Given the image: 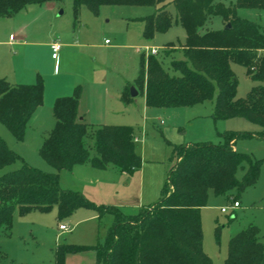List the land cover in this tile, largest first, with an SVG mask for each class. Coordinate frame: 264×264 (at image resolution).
I'll return each instance as SVG.
<instances>
[{
  "label": "trees",
  "instance_id": "obj_1",
  "mask_svg": "<svg viewBox=\"0 0 264 264\" xmlns=\"http://www.w3.org/2000/svg\"><path fill=\"white\" fill-rule=\"evenodd\" d=\"M52 0H0V16H11L28 4ZM175 19L168 12V0H74L75 18L82 5L94 12L107 4H150L157 10L141 20L143 35L152 38L166 31L172 22L186 30V42L178 47L168 43L160 54H142L136 77V89L145 94L147 106L183 107L214 99L216 119L244 118L260 126L264 137V83L254 85L245 97H236L238 77L232 63L242 65L255 81L264 82V27L244 17L240 9H264V0H174ZM222 17L224 26L208 28L213 17ZM230 24V27H226ZM174 47L170 52L168 48ZM180 52L181 59L174 57ZM172 56L169 68L163 58ZM81 89L71 95L58 96L54 102L55 123L44 137L40 155L55 171H44L29 165L0 136V171L17 161L21 166L0 172V228L9 230L14 213L33 210L47 212L57 207L59 220L70 217L79 207H93L99 217L113 215V222L102 243L78 245L63 243L55 247L52 263L65 264L70 253L93 249L96 264H212L203 249L201 208L207 204L210 191L229 195L237 189L256 183L260 160L233 147L237 131H225L219 144L193 142L175 146L177 162L171 167L161 198L135 213L115 205H97L78 190L60 186V171L90 162L104 169L112 164L127 174L142 166L136 148L133 128L129 125L95 126L78 114ZM133 97L130 89L123 95ZM44 99V84L12 83L0 79V122L18 140ZM94 138L91 155L87 137ZM244 173L239 179L238 170ZM237 201V200H235ZM264 236V235H263ZM224 264H264V240L258 225L250 223L233 235L228 243Z\"/></svg>",
  "mask_w": 264,
  "mask_h": 264
},
{
  "label": "rangeland",
  "instance_id": "obj_2",
  "mask_svg": "<svg viewBox=\"0 0 264 264\" xmlns=\"http://www.w3.org/2000/svg\"><path fill=\"white\" fill-rule=\"evenodd\" d=\"M173 1L168 0L166 9L175 19L177 11ZM223 1L229 3L235 0ZM57 3V12L44 11L41 15L37 14L35 8L39 5L34 4L22 12L18 19L12 15L0 16V41H3L0 43V62L9 65L12 71L10 75L15 72L27 83H34L40 77L45 91L43 102L27 125L23 140L16 139L0 122V136L9 147L29 165L44 171H55L39 153L42 135L55 123L53 106L56 98L73 94L79 86L84 108H90L85 102H89L93 109L108 108L103 119L98 112L87 118L97 124L111 121L131 126L138 137L136 148L143 162L141 168L133 174H127L112 164L100 169L86 162L74 170L63 169L60 172V186L82 192L97 205H115L124 212L135 213L161 198L168 173L177 162L176 145L204 141L219 144L223 142L222 134L225 131L250 133L238 136L234 146L238 151L260 160L259 177L255 184L242 192L234 189L229 195H216L210 191L207 204L201 208L203 249L211 257L212 264H224L230 238L250 223L260 227L264 240L262 128L240 117L214 118V99L190 106L161 108L147 106L142 92L134 97L123 96L131 86H136L141 55L149 54L146 48H156L161 54L170 42L182 46L186 42L185 27L174 20L166 31H157L152 38H146L141 18L153 14L157 10L154 5L107 4L100 6L97 13L87 5H82L76 19L74 0H57ZM61 10L64 12L58 15ZM239 11L242 16L264 27V9ZM30 19L36 20L32 25L38 26L37 37L31 36L23 42L50 39L64 43L66 40L73 41L77 33L81 45L73 50L70 48L62 63L60 51L55 64L49 48L39 44L29 46V43L25 44L27 47L23 50L22 44H11L9 34L15 33L14 30L22 21ZM223 26V19L219 15L213 16L207 23L208 28L218 29ZM28 50L36 52L37 58H29ZM167 50L170 53L175 49L172 47ZM171 57L165 56L163 61L164 67L173 73L169 68ZM174 57L181 59L182 54L176 52ZM232 68L238 77L236 97H245L254 85L264 83L249 77L242 65L232 63ZM107 90L110 91V100ZM95 109L94 112L97 111ZM87 145L91 155H94L92 136L87 137ZM20 166L21 163L17 161L0 172ZM243 173V170H238L239 179ZM235 200L240 205L233 208ZM222 207L227 210L222 212ZM85 212L97 213L93 207H79L70 217L59 220L57 207L47 212L33 210L24 215L15 212L11 228H0V264L52 263L56 258L55 247L59 244L102 243L113 222V215L105 213L98 221L85 220L75 225L76 220L83 217ZM60 223L69 225L68 229L60 230Z\"/></svg>",
  "mask_w": 264,
  "mask_h": 264
},
{
  "label": "crops",
  "instance_id": "obj_3",
  "mask_svg": "<svg viewBox=\"0 0 264 264\" xmlns=\"http://www.w3.org/2000/svg\"><path fill=\"white\" fill-rule=\"evenodd\" d=\"M34 4H38L39 5V7L38 8H35V11L37 12V14L38 13H40V15L41 14H43L44 13V11H52V12H57V10H58V8H59V6H58V3H57V0H52V1H46V2H43V3H32V4H28L25 8H23V9H21L20 11H18V12H16V13H14L12 16L13 17H15L16 19H18L19 17H20V14L22 13V12H24L29 6H31V5H34ZM64 11H60L59 13H58V15H61L62 13H63ZM37 17V16H36ZM35 17V18H36ZM37 19V18H36ZM31 20V19H30ZM26 21V20H24V21H22L19 25H18V27H16V29L14 30V32L15 33H10L9 34V42L11 43V44H13L14 42L16 43L17 42V45H23L22 46V48H23V50H25L26 49V47H27V45H25V44H29L30 43V45L29 46H35V45H37V44H39L40 46H44V47H46V48H49L50 50H51V58L53 59V60H55V64L57 63V60L59 59V53H58V58H54L53 56H52V53H53V51H52V48H51V43H53V42H61V41H57V40H50V39H47V40H45V41H26V42H23V40H28V38H30L31 36H34V37H37V32H38V30H37V28H38V26L36 25V24H34V25H32V22H36V20L34 21V20H31V21ZM81 32V31H80ZM76 33V32H75ZM82 33V32H81ZM13 36V37H12ZM79 35L76 33V36H75V39L72 41V40H66V42H61L60 44H61V48H60V50H59V52L60 51H62V54H61V63H62V60L64 59V57H65V55L67 54V52H68V50L71 48L72 50L73 49H75V48H78L80 45H81V43L80 42H78V39H79V37H78ZM18 40V41H17ZM108 41V39H106V42ZM1 42H3V41H0V43ZM107 43H109V42H107ZM159 51V50H158ZM28 56H29V58H32V57H35V58H37V54H36V52H34V51H32V50H28ZM23 56V55H22ZM33 59V58H32ZM12 73V71H11V69H10V67H9V65L8 64H2L1 62H0V79L1 78H5V79H9V78H12V79H10L11 81H12V83H25V84H30V83H33L32 81H28V83L26 82V81H23V80H21V78H23V77H19L18 75H17V73H13V75H10ZM15 75V76H14ZM10 81V82H11ZM136 88V87H135ZM138 94H139V91H138ZM137 94V95H138ZM136 95V96H137ZM145 95V94H144ZM109 96V97H108ZM44 97H45V91H44ZM107 97L109 98V100H110V91L109 90H107ZM134 97V96H133ZM108 100V99H107ZM85 103H87L88 105H89V107L90 108H84V99H82V95L80 96V99H79V104H78V114H79V116H80V119H83V120H85V121H87V122H89V123H92L93 125H95V126H99V125H102V124H109V123H113V122H109V123H107V122H105V123H100V124H97V123H95V122H93V120H89V118H87V116L89 115H91V114H93V113H96V112H98L99 114H102V117H101V119H103L104 117H103V115H104V113H107V110H108V108H94L95 110H97V111H95L94 112V109L93 108H91V106H90V103L89 102H85ZM106 111H105V110ZM37 110H38V108L36 109V111H35V113H34V115H33V117L31 118V120L29 121V123L33 120V118H34V116H35V114H36V112H37ZM106 121H108V119L106 120ZM161 121H162V119H161ZM28 123V124H29ZM54 124V123H53ZM114 124V123H113ZM52 127H53V125H52ZM52 127L47 131V133H45L46 135L50 132V130L52 129ZM45 134H43L42 136V138L44 139V137L46 136ZM136 137V136H135ZM137 138V140H138V137H136ZM136 138H135V140H136ZM136 140V141H137ZM233 147L235 148V146L233 145ZM77 166H79V165H77ZM77 166H75L74 167V169L77 167ZM108 167V166H107ZM73 169V170H74ZM61 172V171H60ZM98 219H100V217H99V215H98V213H94V212H85V215L83 216V217H81V218H78L77 220H76V222H75V225H78V224H80V222H83V221H85V220H87V221H94V220H97L98 221ZM60 224H62V223H60ZM65 224V223H64ZM67 225V224H66ZM69 226V225H68ZM60 229V228H59ZM61 230V229H60ZM63 231V230H62ZM76 261H78V262H80V264H96V253H95V251H93V249L91 250V249H88V250H85V251H80V252H76V253H70V254H68L67 255V257H66V262H65V264H74V262H76Z\"/></svg>",
  "mask_w": 264,
  "mask_h": 264
},
{
  "label": "built area",
  "instance_id": "obj_4",
  "mask_svg": "<svg viewBox=\"0 0 264 264\" xmlns=\"http://www.w3.org/2000/svg\"><path fill=\"white\" fill-rule=\"evenodd\" d=\"M51 48L53 51L52 56L54 58H58V53H59V50L61 48V44L59 42L55 41V42L51 43ZM146 49H147L148 53L156 54L158 52V50L156 48H146ZM136 140H137V138H136ZM239 205H240V203L238 201H234L232 207L235 208V207H238ZM226 210H227V208H225V207L221 208L222 212H225ZM68 227L69 226L64 224V223L59 225V228L63 231L67 230Z\"/></svg>",
  "mask_w": 264,
  "mask_h": 264
},
{
  "label": "water",
  "instance_id": "obj_5",
  "mask_svg": "<svg viewBox=\"0 0 264 264\" xmlns=\"http://www.w3.org/2000/svg\"><path fill=\"white\" fill-rule=\"evenodd\" d=\"M226 27H230V24H227ZM130 93L132 96H136L138 94V90L135 88V86L130 87Z\"/></svg>",
  "mask_w": 264,
  "mask_h": 264
}]
</instances>
